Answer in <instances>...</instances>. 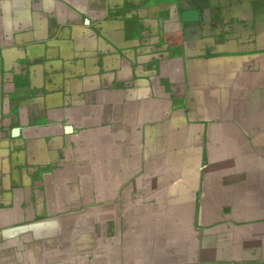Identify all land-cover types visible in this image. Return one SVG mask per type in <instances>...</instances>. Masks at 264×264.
I'll return each instance as SVG.
<instances>
[{
  "label": "crops",
  "instance_id": "crops-1",
  "mask_svg": "<svg viewBox=\"0 0 264 264\" xmlns=\"http://www.w3.org/2000/svg\"><path fill=\"white\" fill-rule=\"evenodd\" d=\"M0 264H264V0H0Z\"/></svg>",
  "mask_w": 264,
  "mask_h": 264
},
{
  "label": "water",
  "instance_id": "water-1",
  "mask_svg": "<svg viewBox=\"0 0 264 264\" xmlns=\"http://www.w3.org/2000/svg\"><path fill=\"white\" fill-rule=\"evenodd\" d=\"M195 11L193 10V11H189V12H187V13H185V15L187 14V15H195Z\"/></svg>",
  "mask_w": 264,
  "mask_h": 264
}]
</instances>
